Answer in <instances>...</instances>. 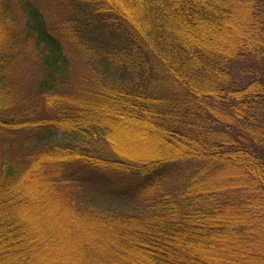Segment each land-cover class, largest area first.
I'll use <instances>...</instances> for the list:
<instances>
[{
	"label": "trees",
	"instance_id": "trees-1",
	"mask_svg": "<svg viewBox=\"0 0 264 264\" xmlns=\"http://www.w3.org/2000/svg\"><path fill=\"white\" fill-rule=\"evenodd\" d=\"M55 2L0 0V264H264V0Z\"/></svg>",
	"mask_w": 264,
	"mask_h": 264
},
{
	"label": "rangeland",
	"instance_id": "rangeland-1",
	"mask_svg": "<svg viewBox=\"0 0 264 264\" xmlns=\"http://www.w3.org/2000/svg\"><path fill=\"white\" fill-rule=\"evenodd\" d=\"M39 5L42 7L51 10L55 8L56 2L55 0H35ZM83 71L82 73H84ZM39 75V70L37 68H33L32 71H25L23 76H21V87L24 92L32 93L35 91V86L37 83ZM115 137L119 141L117 144L120 147V150L130 156H143V155H150L152 154L153 146L155 144L150 143L147 141L146 137H140L135 134L133 131L129 130L127 132L119 131ZM152 152V153H149ZM41 202H37L39 204ZM41 209V210H39ZM31 209H27L24 211L23 214H20L22 219H31L32 226L35 227H47L50 223L55 224L53 221L57 218L53 213L55 210L48 209L45 206H39ZM226 243V242H223ZM226 245V244H225ZM213 255V254H212ZM218 254L216 253V256Z\"/></svg>",
	"mask_w": 264,
	"mask_h": 264
}]
</instances>
